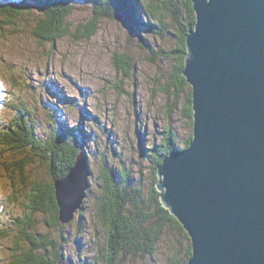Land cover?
Returning a JSON list of instances; mask_svg holds the SVG:
<instances>
[{
  "label": "rangeland",
  "instance_id": "374dc122",
  "mask_svg": "<svg viewBox=\"0 0 264 264\" xmlns=\"http://www.w3.org/2000/svg\"><path fill=\"white\" fill-rule=\"evenodd\" d=\"M22 1L24 4L8 6L14 18L8 16L10 21L5 26L0 23V100L8 92L13 104L26 102L32 112L21 116L22 112L18 113L13 109L10 106L11 99H8V107L0 102V117L5 120L6 127L12 125L8 121L14 122V125L23 122L35 131L41 147H35V152L31 151L41 155L38 156L39 160L51 154L48 144L53 136L60 137L63 140L61 146L76 153L72 168L77 165L80 156L85 154L91 176L87 197L69 224L62 222L58 203L59 192L61 196L69 193L63 186L68 173L56 177L53 183L59 208L58 218L53 216L55 212L52 215L45 214V201L41 205L39 202L35 204L38 208L29 210L32 220L26 213L25 220L15 221L19 223L17 227L26 226L30 229L23 234H16L19 236L17 241H13L14 235L12 239L0 238V264H15L13 254L20 246L32 250L34 245L40 247L45 242L53 249L48 252L49 261L54 260V252H60L63 257L61 262L66 264H100L102 261H95V256H100L102 249L109 243L107 230L98 228L97 232L94 222L101 206L99 174L103 165L101 163H104L102 161L107 160L110 168L126 170L130 176L129 181L136 185L145 189L153 188L157 184L156 181L153 185V179L154 174L157 176L158 166L151 159L150 149L161 148L163 133L169 132L166 127L170 126V132L181 143L186 142L191 135L194 137L193 125L188 124L182 111L186 90L177 88L178 82L172 79L171 60L176 56L177 39L167 31L163 49L169 52V59L158 56L153 60V54L158 53V48H161L156 46L162 41L160 37L155 42L157 37L153 33L140 34L112 17L108 0H97L99 4H95V0H84L76 3L75 10L68 14L66 21L54 24L53 27L57 26L54 30H58L61 35L66 33L65 35L55 37L54 40H41V37L35 35L42 33L39 28L42 27L44 15L53 16L55 13L51 8L54 6L61 8L62 12L66 0H50L44 4L33 0ZM163 1L166 5L172 3V0ZM179 3L181 14L173 11L172 6L165 12L172 20L186 21L184 6L182 9L183 0H179ZM100 12L104 14L101 15ZM62 13L66 14L67 11ZM140 20L156 23L146 13L139 17V22ZM88 24L93 26L94 34L87 33L85 36L83 26ZM125 55L127 58L131 56L135 65L126 71L116 64L117 59ZM15 79H18L16 86ZM51 83L59 86V92ZM49 112L60 119L61 124H64L62 128L65 127L67 131L72 126L74 128L77 122L83 123L89 136L88 143L83 144V150L74 143L69 132L60 131L61 125L56 119L58 130H52L47 121L51 116L47 115ZM63 116L69 121L63 119ZM141 130L143 132L140 134ZM2 143L3 140H0V147ZM189 146L190 144H183L180 148L174 146L171 151ZM25 153L29 157H35L32 153ZM153 153L158 155L160 150ZM15 156L22 157L19 154ZM31 161V172L27 170L30 180H36L37 183L42 180L40 183L51 184L47 164H42L40 168V161ZM50 161L57 168L68 162L65 156L61 159L54 156ZM8 180L7 177H0V222L21 217L20 211H12L15 206V200H12L14 197L17 199L16 204L20 205L31 190L40 191L39 196L43 199H46L50 190H41L39 186H32L30 189L31 185L26 182L19 184V177L16 183L8 184ZM88 197H94L89 208L86 207ZM48 209L52 211L51 208ZM172 255L159 243L153 256L148 255L142 259L125 258L121 264H169Z\"/></svg>",
  "mask_w": 264,
  "mask_h": 264
},
{
  "label": "water",
  "instance_id": "95a60500",
  "mask_svg": "<svg viewBox=\"0 0 264 264\" xmlns=\"http://www.w3.org/2000/svg\"><path fill=\"white\" fill-rule=\"evenodd\" d=\"M192 3L183 75L194 137L158 165L156 187L190 235L188 264H264V0ZM77 162L58 194L62 222L90 186L85 154Z\"/></svg>",
  "mask_w": 264,
  "mask_h": 264
},
{
  "label": "trees",
  "instance_id": "16d2710c",
  "mask_svg": "<svg viewBox=\"0 0 264 264\" xmlns=\"http://www.w3.org/2000/svg\"><path fill=\"white\" fill-rule=\"evenodd\" d=\"M18 1H20L18 3ZM35 2H40L44 4L50 0H33ZM52 1V0H51ZM83 1V0H78ZM78 1L73 2V0H66L64 11H67L66 14L61 12V8L52 7L51 9L54 14L49 16L50 18H44L42 27L39 28L36 37H41V40H54L55 37H62L65 34H58L57 26L53 27L55 23L66 21V18L69 13L73 12L74 6ZM110 2L109 9L111 16L123 22L125 26L135 31H139L140 34L143 33H153L157 38L155 42L161 38V42L158 47V53L153 54V60L158 56L163 57V59H169L167 56L169 52L163 49L165 39L167 37V31L174 35L177 39L176 45V56H174L172 64V79L178 82L177 88L186 90V99L185 105L182 107L184 117L188 120L190 126L193 125V104H192V93L191 86L187 83L186 78L183 76V68L185 65V56L184 53L187 50L186 47V38L189 30L195 25L196 17L195 11L193 9V4L191 0H183L182 9L184 6L186 21H177L172 20L167 16L166 10L169 9V6H172V10L179 12L181 14V6L179 0H172V3L166 5L163 0H108ZM73 2V3H72ZM24 4L22 0H0V23H3L5 26L6 23H9L8 16H11V19L14 18L11 9L7 7L10 5H20ZM95 4H99V1L95 0ZM39 4V3H38ZM51 4V3H50ZM49 9V6L47 7ZM139 8V10H138ZM28 14L31 12H27ZM26 13V14H27ZM143 13L147 14L151 21H156V23L150 24L146 23L144 20H140L139 17H142ZM101 15L104 12H100ZM134 20V21H133ZM132 21V22H131ZM85 36L87 33L94 34L93 26L84 25ZM146 30V31H145ZM1 32V31H0ZM45 34V35H43ZM42 37L44 39H42ZM145 38V36H144ZM151 44V42H149ZM153 46H155L152 43ZM152 53V51H151ZM130 56V55H128ZM117 66L122 70L126 71L127 68L134 67V61L132 57L127 58L123 56L117 59ZM14 85H18V79L14 80ZM51 89H54L51 87ZM55 90V89H54ZM179 91V90H178ZM6 96L0 100V102L8 107L9 94L6 92ZM12 99L10 106L15 109L18 113L21 111L23 116L27 112H32L30 107L26 102H22L20 105L13 104ZM52 108V107H50ZM53 109V108H52ZM59 111V110H57ZM1 112V111H0ZM51 115L47 119L48 123L53 128L52 130H58V127L55 125V117L52 113H47ZM64 117V116H63ZM45 119V118H44ZM0 117V140H3L2 146L0 147V177L9 178V183H16L19 177V184L23 182L30 184L31 187H38L42 189L50 188L47 193L46 199H43L39 196L40 191L31 190V193L24 196L22 204H16L17 199L14 197L12 200H15V206L13 207V212L20 213L21 217H15V219H8V221L0 222V238L13 237V241H17L20 235L25 233L27 229L26 226L17 227L19 224L17 221H20L26 218V213L30 216L31 211L34 208H38L35 204L39 202L41 205L42 201H45V214L52 215L54 217L59 216L58 203L55 198V186L53 180L56 177L63 176L68 173V171L74 165L76 160V153L66 147H62L63 140L58 136H53V140L49 142V151L51 152L48 157L43 156L40 160L38 156H41L35 152L36 148L41 147L40 141L38 140L35 131L31 130L28 125L21 124L14 125V122H10L12 125L5 124V120ZM60 122V119H56ZM26 124H30L27 123ZM60 131L68 133L71 136L74 143H77V146L80 149H84L83 144H87L89 136L87 134V129L82 125L77 124L74 128L73 126L67 129L61 124ZM73 128V129H72ZM83 128V129H82ZM169 132H164L163 144L159 149H150L151 159H153L155 165L162 163L164 157L171 151V149L180 148L183 146L189 145L192 141V135L186 142L177 141L176 136L170 132V126L166 127ZM72 129V130H71ZM7 130V132H5ZM64 130V131H63ZM71 130V131H70ZM84 132V133H83ZM143 131L141 130L140 134ZM83 133V134H82ZM94 133V132H93ZM92 133V136H93ZM80 136L79 139V135ZM139 134V135H140ZM133 143V142H132ZM134 144V143H133ZM76 145V144H75ZM147 146L144 147V150H147ZM179 146V147H178ZM33 147V148H32ZM36 147V148H35ZM64 148V149H62ZM33 152H32V151ZM160 150L158 155L153 152ZM34 154L33 156L26 155L25 152ZM146 153V152H145ZM19 154L22 157H16L15 155ZM147 154V153H146ZM56 156L58 159L63 158L68 160L65 162V166L57 168L53 166L50 159L53 160V157ZM40 161L39 167H42V164L46 163L47 173L51 176V184L40 183L42 180L37 183L30 180V177L27 175V170L31 172L30 163L31 160ZM104 163L100 170V203L98 212H96V219L94 218L96 231L99 229L107 230L109 237V243L104 249H102V254L100 256H95V261H102L100 264H121V261L125 258L137 257V259H142L148 255L153 256L157 246L161 243L165 249L170 252L172 255V260L169 264H188V260L192 255V245L190 237L185 230L182 223L170 213L168 208H165L161 202V192L154 186L153 188H142L139 185H136L133 181H129L130 176L126 170L118 171L116 169L110 168L107 160L102 161ZM48 166V167H47ZM156 169V167H154ZM91 171V170H90ZM153 185L157 181V176L154 174ZM121 178V179H120ZM24 180V181H23ZM32 182V183H30ZM34 183V185H33ZM46 194L45 191H43ZM11 202V201H10ZM48 208H51L50 211ZM87 212L86 207L84 208ZM20 211V212H19ZM56 218V219H57ZM19 219V220H18ZM30 220L33 219V216L29 217ZM1 241H4L2 239ZM17 244L15 247L17 248ZM32 250L24 249L25 247L20 246L13 255L15 258V264H59L63 259L62 253L54 252L55 258L52 261L48 260L49 251L53 250L50 244L46 242Z\"/></svg>",
  "mask_w": 264,
  "mask_h": 264
},
{
  "label": "bare ground",
  "instance_id": "6f19581e",
  "mask_svg": "<svg viewBox=\"0 0 264 264\" xmlns=\"http://www.w3.org/2000/svg\"><path fill=\"white\" fill-rule=\"evenodd\" d=\"M134 21V20H133ZM132 22V21H131ZM187 51V50H186ZM186 53V52H185ZM185 56V55H184ZM184 69V68H183ZM182 73H183V71H182ZM184 76V75H183ZM185 78H186V81H187V76L185 75L184 76ZM52 82H54V80L52 81ZM187 83L191 86V89L193 90V85L190 83V81H187ZM52 87H54L56 90H57V92H59V90H60V88H59V86L56 84V83H51L50 84ZM61 92V91H60ZM83 100V99H82ZM63 119H65V120H67V118H65V117H62ZM79 119V118H78ZM67 121H69V120H67ZM77 124H79V122H77L76 123V125ZM88 124V123H87ZM80 125H82L83 126V123L81 122L80 123ZM70 126V125H69ZM85 128V127H84ZM86 129V128H85ZM193 130H194V125H193ZM193 136H194V134H193ZM193 140V139H192ZM191 144H192V141L190 142V146H191ZM188 146V145H187ZM190 146L188 147V148H190ZM188 148H186V149H188ZM185 149V148H184ZM184 149H177V150H184ZM98 153V152H97ZM98 181V180H97ZM91 190V189H90ZM92 191V190H91ZM165 191H166V188H165ZM159 192H161V193H163L164 192V188L162 189V191H159ZM59 196H60V192H59ZM92 201H94V197H88V203L86 204V207H90L91 206V202ZM72 212L69 210V209H66V207H64V213L66 214V215H71L72 217L75 215V213L77 212V210L78 209H76V208H74V207H72ZM60 215H61V211H60ZM67 216V217H68ZM84 216V215H83ZM177 218V217H176ZM178 219V218H177ZM64 223L65 224H69V223H71V219H66L65 221H64ZM84 229V228H83ZM189 235V234H188ZM190 236V235H189Z\"/></svg>",
  "mask_w": 264,
  "mask_h": 264
},
{
  "label": "clouds",
  "instance_id": "9594fccd",
  "mask_svg": "<svg viewBox=\"0 0 264 264\" xmlns=\"http://www.w3.org/2000/svg\"><path fill=\"white\" fill-rule=\"evenodd\" d=\"M73 1L75 2V1H78V0H73ZM83 1H84V0H83ZM72 3H73V2H72ZM87 110H88V109H87ZM88 111H89V110H88ZM89 112H90V111H89ZM89 180H90V178H89Z\"/></svg>",
  "mask_w": 264,
  "mask_h": 264
}]
</instances>
